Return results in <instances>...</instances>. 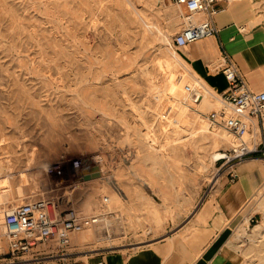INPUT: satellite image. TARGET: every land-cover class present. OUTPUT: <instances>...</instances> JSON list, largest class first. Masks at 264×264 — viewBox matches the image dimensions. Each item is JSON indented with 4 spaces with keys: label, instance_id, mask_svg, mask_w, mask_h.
<instances>
[{
    "label": "rangeland",
    "instance_id": "rangeland-1",
    "mask_svg": "<svg viewBox=\"0 0 264 264\" xmlns=\"http://www.w3.org/2000/svg\"><path fill=\"white\" fill-rule=\"evenodd\" d=\"M181 25L171 0H0V166L10 180L0 181V215L48 195L61 208L111 212L80 234L84 255L192 228L229 173L219 157L236 138L209 118L221 103L196 98L208 87L173 42ZM98 152L106 163L94 181L45 173Z\"/></svg>",
    "mask_w": 264,
    "mask_h": 264
},
{
    "label": "crops",
    "instance_id": "crops-1",
    "mask_svg": "<svg viewBox=\"0 0 264 264\" xmlns=\"http://www.w3.org/2000/svg\"><path fill=\"white\" fill-rule=\"evenodd\" d=\"M219 4L221 10L215 17L218 34L181 47L184 60L206 87L220 93L227 89L229 81L213 64L225 50L250 89L263 91L264 0H219ZM5 170L0 166V181L10 182L3 174ZM235 171L238 176L234 180L229 173L222 177L213 197L198 210L189 231L180 230L169 239L134 251L114 249L81 254L77 257L79 264H264V227L254 233L253 226L247 225V220L254 218L257 224L264 225L260 195L259 203L252 205V198L257 197L264 184V159L247 158L236 164ZM2 245L7 249L5 240ZM40 248L35 246L21 263L43 264L35 261Z\"/></svg>",
    "mask_w": 264,
    "mask_h": 264
},
{
    "label": "built area",
    "instance_id": "built-area-1",
    "mask_svg": "<svg viewBox=\"0 0 264 264\" xmlns=\"http://www.w3.org/2000/svg\"><path fill=\"white\" fill-rule=\"evenodd\" d=\"M179 9L182 25L173 42L177 47H185L200 39L217 35L219 29L215 17L220 12L219 0H171ZM213 67L221 70L229 86L222 92L204 88V92L221 106L209 114L213 123H222L235 136L236 143L225 158L230 164L229 174L234 180L237 163L259 156L264 159V90L250 89L244 75L231 55L225 50ZM256 130L259 135H251ZM248 136V137H247ZM106 158L102 153L85 154L70 160L59 159L44 166L49 178L61 181L84 182V175L99 166L102 174ZM110 197L103 196L102 204L108 205ZM0 215V264H23L22 257L40 246L35 261L48 264H79L77 259L82 251L80 234L107 221L111 212H84L76 207H60L55 196L31 198L20 203H11L2 208ZM6 241L7 249L2 245ZM86 255V254H85ZM100 264H103L101 261Z\"/></svg>",
    "mask_w": 264,
    "mask_h": 264
},
{
    "label": "bare ground",
    "instance_id": "bare-ground-1",
    "mask_svg": "<svg viewBox=\"0 0 264 264\" xmlns=\"http://www.w3.org/2000/svg\"><path fill=\"white\" fill-rule=\"evenodd\" d=\"M169 63V62H168ZM190 70H191V68H189ZM188 69V70H189ZM189 70V71H190ZM187 71V70H186ZM192 71V70H191ZM196 75V74H195ZM189 77V76H188ZM192 77V76H191ZM197 80V79H196ZM201 83V82H200ZM201 85L202 86H205V83H204V81L201 83ZM198 91H200L199 89H196V88H194V93H196V92H198ZM204 103H210V104H212L213 106L215 105V103L213 102V101H211L209 98H207V96L205 95H203V97H202V100H201V105H203ZM228 134H229V132L228 131H226ZM230 135V134H229ZM232 140L234 141V139L232 138ZM219 154H221V153H218L217 155H219ZM222 155V154H221ZM50 179V178H49ZM48 179V180H49ZM95 179V178H94ZM92 180V179H91ZM89 181V180H88ZM217 181H218V179H217ZM44 182H45V180H44ZM50 184V183H49ZM49 184H47V185H49ZM51 185V184H50ZM55 185V184H54ZM53 185V186H54ZM52 186V185H51ZM19 188V191H23V188H22V186H18ZM50 187V186H49ZM48 188V187H47ZM54 188V187H53ZM259 203V202H258ZM259 207L260 208H263V210H264V192H262L261 193V198H260V203H259ZM97 227H99L100 226V224L99 225H96ZM246 225H243V226H241V228H243V227H245ZM263 227H264V225H262V224H256V225H254L253 226V231H254V233L256 232V233H259V232H261V230L263 229ZM99 230V229H98ZM91 232V231H90ZM81 237H83L84 238V234H81ZM86 237V236H85ZM264 241V240H263ZM260 244V243H259ZM260 247H261V245H259ZM260 249V248H259ZM246 251H248V250H246Z\"/></svg>",
    "mask_w": 264,
    "mask_h": 264
},
{
    "label": "water",
    "instance_id": "water-1",
    "mask_svg": "<svg viewBox=\"0 0 264 264\" xmlns=\"http://www.w3.org/2000/svg\"><path fill=\"white\" fill-rule=\"evenodd\" d=\"M99 177H102V171L99 166H94L92 172L84 175V179L86 181L94 179V178H99Z\"/></svg>",
    "mask_w": 264,
    "mask_h": 264
}]
</instances>
